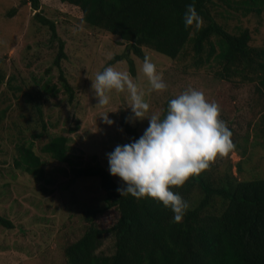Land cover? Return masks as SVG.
<instances>
[{
  "label": "trees",
  "instance_id": "16d2710c",
  "mask_svg": "<svg viewBox=\"0 0 264 264\" xmlns=\"http://www.w3.org/2000/svg\"><path fill=\"white\" fill-rule=\"evenodd\" d=\"M60 2L77 7L82 13L81 20L88 27L125 43L124 52L109 59L107 66L121 61L127 64L131 74H135L136 60L133 57L143 61L148 52H154L166 58L182 74L204 71L215 80L233 86L253 85L256 94L264 95V45L254 44L247 28L235 25L229 30L228 24H221L215 18V13L227 20L233 17L228 11L231 7L240 10L242 15H259L264 10V0ZM24 3L29 4L34 12L33 18L56 43L52 46L55 49L52 66L58 70L59 88L71 101L73 89L61 69V62L66 59L64 42L57 36L55 23L40 14V0H25ZM190 3H194L202 18L199 26L195 22L189 26L184 24L183 14ZM216 6H225L226 10L216 12ZM1 64L6 66L5 59ZM5 75L4 69L0 71V83ZM14 77L11 73L6 83L11 84ZM41 89L45 92L42 95L23 92L25 107H33L39 118L31 127L13 124L17 136L13 165L37 182L50 183L43 168L44 162L33 149L34 140H39L47 132L42 107L35 102L44 99L46 93L56 96L58 89L48 84ZM6 112V108H0V124ZM20 116L25 117V114ZM122 118L120 124L128 136L124 143H128L141 133L125 120L124 115ZM24 119L28 120V116ZM258 124L254 134L260 136L264 144V111ZM30 131L31 141L24 138ZM70 141L67 136L54 135L48 137L40 151L50 160L66 164L71 181L97 179L104 194V206L84 213L87 225L83 233L63 247L65 264H264V177L239 179L232 175L228 166L222 176L215 179L209 166L190 176L183 185L172 186V190L179 192L189 203L188 210L177 222L171 209L157 200L120 194L117 188L121 184H117L103 166L94 162L95 156L93 161L76 163L74 158H78L72 153ZM247 141L246 136L243 145L233 143V151L242 158L247 153ZM242 163L235 165L238 175L243 173ZM106 210L115 212L112 223L95 222V215ZM0 226L8 230L13 228L12 222L1 215ZM106 238L111 240L108 253L97 254Z\"/></svg>",
  "mask_w": 264,
  "mask_h": 264
},
{
  "label": "rangeland",
  "instance_id": "374dc122",
  "mask_svg": "<svg viewBox=\"0 0 264 264\" xmlns=\"http://www.w3.org/2000/svg\"><path fill=\"white\" fill-rule=\"evenodd\" d=\"M24 1L0 0V71L4 69L6 74L0 83V108L7 109L0 124V215L13 224L11 230L0 226V264H65L63 247L83 233L87 225L84 213L104 206V194L95 178L71 181L68 166L44 156L40 147L48 137L67 136L74 150L72 153L78 158H74L76 163L93 161L95 156L94 162L108 172L105 154L117 144H124L128 138L120 124L123 115L141 134L148 120H136L132 116L127 107L126 91L111 90L110 103L99 105L91 87L96 73L103 71L109 59L124 52L125 43L88 27L81 20L82 13L77 7L60 0H40V14L55 23L57 36L64 42L66 59L61 62V69L73 89L69 101L67 94L59 88L58 70L52 66L55 53L52 46L56 43L49 39L48 31L33 18L34 12ZM217 4L222 3L217 1ZM216 7V12L226 10L225 6ZM11 10L15 11L9 14ZM228 11L233 17L227 20L215 13L216 20L228 24L229 30L235 25L247 28L253 43L264 45V10L259 15H242L240 10L232 7ZM146 56L162 73L167 85L165 89L150 90L147 77L141 71L143 61L136 57H133L136 60L135 74L129 72L124 62L119 61L113 66L130 73L138 87L144 90L145 99L150 104L146 115H163L168 100L189 88L202 91L209 102L219 105L220 118L230 128L232 142L243 145L244 138L248 137L247 153L243 158L232 149L209 162L212 177L220 178L228 166L232 175L239 179L264 177V144L260 136L254 134L264 111V95L256 94L253 85L233 86L215 80L204 71L182 74L166 58L154 52H148ZM4 59L6 66L2 67ZM11 73L15 77L8 85L6 80ZM45 84L56 86L58 91L56 96L43 94L44 99L35 102L42 107L47 132L39 140H34L33 149L43 160L50 183L37 182L13 165L17 153L13 124L31 127L39 118L33 107H25L23 92L42 95L41 87ZM106 112L113 120L111 125L101 118ZM21 114L28 116V120L21 118ZM31 132H26L24 138L33 140ZM240 162H243V173L238 175L235 165ZM110 176L121 184L118 177ZM114 217L113 210H106L103 214H96L94 221L111 224ZM110 246L111 240L106 238L96 253H108Z\"/></svg>",
  "mask_w": 264,
  "mask_h": 264
},
{
  "label": "clouds",
  "instance_id": "9594fccd",
  "mask_svg": "<svg viewBox=\"0 0 264 264\" xmlns=\"http://www.w3.org/2000/svg\"><path fill=\"white\" fill-rule=\"evenodd\" d=\"M202 18L194 3L186 5L183 14L185 26L194 22L199 26ZM141 71L147 77L150 90L167 87L162 73L150 57L143 58ZM97 104L110 103L111 90L127 92L128 108L136 120L147 118V127L136 139L117 144L106 153L108 172L118 177L120 194H130L140 199L150 197L173 212V219L181 221L189 203L172 186H181L190 177L209 167V162L218 155L232 150V132L220 118V107L209 102L205 94L189 88L167 102L166 112L146 115L150 104L145 92L139 88L127 71L117 70L112 65L97 72L94 84ZM106 112L101 118L108 125L113 120Z\"/></svg>",
  "mask_w": 264,
  "mask_h": 264
}]
</instances>
